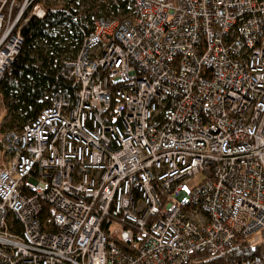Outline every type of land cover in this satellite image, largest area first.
Wrapping results in <instances>:
<instances>
[{"label":"built area","instance_id":"obj_1","mask_svg":"<svg viewBox=\"0 0 264 264\" xmlns=\"http://www.w3.org/2000/svg\"><path fill=\"white\" fill-rule=\"evenodd\" d=\"M33 1L0 0V79L60 3ZM127 1L59 67L75 95L0 133V264H222L236 239L259 254L225 264H264V0Z\"/></svg>","mask_w":264,"mask_h":264},{"label":"trees","instance_id":"obj_2","mask_svg":"<svg viewBox=\"0 0 264 264\" xmlns=\"http://www.w3.org/2000/svg\"><path fill=\"white\" fill-rule=\"evenodd\" d=\"M59 1L46 4L45 16L31 17L22 28L23 44L0 79V94L8 113L7 120L0 124V133L19 130L36 119L50 105L54 92L67 90L74 96L77 85L59 74L62 62L78 52L95 18L116 16L119 11L124 14L130 10L127 0H90L85 7L82 3L86 0ZM22 2L18 0V3ZM35 3L36 0L31 8ZM17 12L15 7L14 15ZM258 254L259 249L250 248L236 239L222 264L244 261Z\"/></svg>","mask_w":264,"mask_h":264},{"label":"rangeland","instance_id":"obj_3","mask_svg":"<svg viewBox=\"0 0 264 264\" xmlns=\"http://www.w3.org/2000/svg\"><path fill=\"white\" fill-rule=\"evenodd\" d=\"M90 4V0H86L82 3V6H88ZM8 117V113H7V109L3 100L2 95L0 94V124H2L3 122H5L7 120ZM204 179V176L202 174L197 175L196 178L192 179L189 183L188 186L190 188L196 186L200 181H202Z\"/></svg>","mask_w":264,"mask_h":264}]
</instances>
